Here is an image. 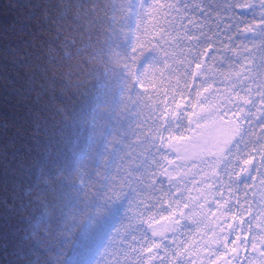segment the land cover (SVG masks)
<instances>
[{
	"label": "trees",
	"instance_id": "trees-1",
	"mask_svg": "<svg viewBox=\"0 0 264 264\" xmlns=\"http://www.w3.org/2000/svg\"><path fill=\"white\" fill-rule=\"evenodd\" d=\"M128 2L0 0V264H194L193 212L150 226L188 204L167 143L202 106L240 125L212 264H264V0Z\"/></svg>",
	"mask_w": 264,
	"mask_h": 264
},
{
	"label": "rangeland",
	"instance_id": "rangeland-1",
	"mask_svg": "<svg viewBox=\"0 0 264 264\" xmlns=\"http://www.w3.org/2000/svg\"><path fill=\"white\" fill-rule=\"evenodd\" d=\"M239 129L234 118H221L214 107L202 106L191 116L190 133L167 143L172 158L166 178L187 190L188 204L178 214L152 224L150 231L156 237L170 235L193 212L204 229L194 264H212L222 243L223 214L216 201V186L221 166ZM248 175L249 170H245L241 177Z\"/></svg>",
	"mask_w": 264,
	"mask_h": 264
},
{
	"label": "snow or ice",
	"instance_id": "snow-or-ice-1",
	"mask_svg": "<svg viewBox=\"0 0 264 264\" xmlns=\"http://www.w3.org/2000/svg\"><path fill=\"white\" fill-rule=\"evenodd\" d=\"M146 2V0H129L128 4H127V10L129 12L130 15L133 16H139L143 10H144V3ZM155 7H160V5H155ZM168 7V6H165ZM113 43L116 45L117 48L120 49H124V56L126 58V60H130L132 63L136 62V57L137 54H143L145 49H146V45L144 44H138L137 46H131L127 41H121L120 40V35L117 34L115 40H113ZM130 49V50H129ZM154 51V49H153ZM125 67H128L127 64H125ZM197 67H199V65H197ZM139 82V77L137 78V81ZM184 117H179V119H177L176 121H174V129L176 131H180L183 128V125L180 123V120H183ZM188 123H191V116H188ZM247 163V161H246ZM149 251H151V249H149ZM233 251H235V249H233Z\"/></svg>",
	"mask_w": 264,
	"mask_h": 264
}]
</instances>
